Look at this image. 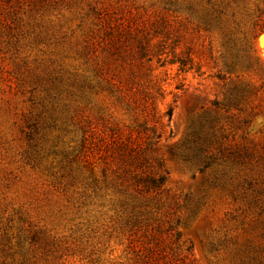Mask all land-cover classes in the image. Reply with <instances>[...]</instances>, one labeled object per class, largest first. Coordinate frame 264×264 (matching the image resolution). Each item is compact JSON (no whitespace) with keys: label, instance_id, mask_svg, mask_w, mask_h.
Returning a JSON list of instances; mask_svg holds the SVG:
<instances>
[{"label":"rangeland","instance_id":"obj_1","mask_svg":"<svg viewBox=\"0 0 264 264\" xmlns=\"http://www.w3.org/2000/svg\"><path fill=\"white\" fill-rule=\"evenodd\" d=\"M264 0H0V264H264Z\"/></svg>","mask_w":264,"mask_h":264},{"label":"water","instance_id":"obj_2","mask_svg":"<svg viewBox=\"0 0 264 264\" xmlns=\"http://www.w3.org/2000/svg\"><path fill=\"white\" fill-rule=\"evenodd\" d=\"M262 42H263V39H262Z\"/></svg>","mask_w":264,"mask_h":264},{"label":"bare ground","instance_id":"obj_3","mask_svg":"<svg viewBox=\"0 0 264 264\" xmlns=\"http://www.w3.org/2000/svg\"><path fill=\"white\" fill-rule=\"evenodd\" d=\"M263 40H264V38H263Z\"/></svg>","mask_w":264,"mask_h":264}]
</instances>
